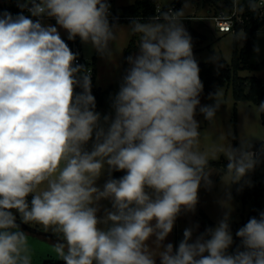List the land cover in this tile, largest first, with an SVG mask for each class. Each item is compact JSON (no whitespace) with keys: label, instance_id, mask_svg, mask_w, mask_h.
Returning a JSON list of instances; mask_svg holds the SVG:
<instances>
[{"label":"clouds","instance_id":"1","mask_svg":"<svg viewBox=\"0 0 264 264\" xmlns=\"http://www.w3.org/2000/svg\"><path fill=\"white\" fill-rule=\"evenodd\" d=\"M246 3L253 13L264 7ZM16 6L15 15L0 11V264H34L23 227L31 223L59 234L53 248L62 264H264V211L235 238L229 207L215 227L199 232L196 222L178 244L168 241L178 218L196 212L200 189L213 187L210 161L224 157L237 191L252 186L249 174L264 162V143L254 150L253 139L239 137L234 146L231 131L200 146L197 116L214 122L224 100L216 89L208 94L213 103L201 102L204 83L184 25L188 0L146 20L130 18L138 51L124 58L128 67L104 114L92 70L67 41L78 38L110 59L121 27L110 0ZM234 7L245 11L239 0ZM233 39L247 34L241 29ZM209 62L224 67L217 53ZM255 111L264 114V101ZM231 199L229 192L224 202Z\"/></svg>","mask_w":264,"mask_h":264},{"label":"rangeland","instance_id":"2","mask_svg":"<svg viewBox=\"0 0 264 264\" xmlns=\"http://www.w3.org/2000/svg\"><path fill=\"white\" fill-rule=\"evenodd\" d=\"M137 0H113L116 7L123 9L125 6L132 5ZM173 0H156L157 4L168 5L171 4ZM184 2V1H183ZM264 5V1H259ZM189 7L185 9V15L192 14L194 16H204L209 17L213 15L217 8L208 4L204 9L197 10L191 0H188ZM183 5V4H182ZM261 15L263 18V23L258 31L255 45H259L260 52L257 54L252 51L251 60L253 62H259L264 58V7L261 8ZM54 23V21H49ZM192 24L198 26L204 24L198 28V30L203 33L206 38L204 42L199 44L197 48H194V55L197 59L202 61H209V57L217 53L221 62L224 66H229L232 63V57L234 54V39L233 34L227 33L220 34L215 30V23L210 19L198 20L197 18L192 19ZM121 26L117 29L118 39L113 43V55L110 59H102L99 57L94 50L91 49L89 45H84L81 43L82 54L85 58L92 60L94 57L96 59V68H97V77L96 84L98 87L103 88L104 90L112 87V90L108 91L105 97L104 105L97 109V111L102 114L108 113L111 111L110 108V97L113 96L118 91L119 82L122 75L124 74V56L125 49L130 45L131 41L134 39L137 48L132 52L136 53L138 51L139 37L138 35H132L128 29L129 21L118 22ZM184 25L186 29L189 26L187 20H184ZM61 35L66 38L65 33ZM244 42L238 41V47L241 48L244 45ZM214 74L218 75L220 69H217V66L214 65ZM242 76L254 75L259 78L264 79V70L261 71H251V70H241L239 72ZM223 93L224 103L221 106L220 110L217 113V117L214 122H207L202 115H198L197 119L201 122L202 130V139H201V148L211 146L213 142L217 141L221 136H226V133L231 131L232 134L236 137L235 140H231V137L220 140V143L227 144L232 142L234 146H238L239 137L246 139H253V145L255 143H260L264 140V124L261 120V114H258L255 109L258 104L247 100L236 101L233 93V85L227 84L225 86H218V88ZM202 104H211L212 100L208 99V94L201 96ZM224 159L223 156L220 157L221 160ZM225 160V159H224ZM209 171L212 173L211 179L213 181V187L211 190H206L203 187L199 191V203L197 205L196 212L194 214L182 215L178 218L176 225L172 234L168 237V241L172 242L174 245L182 239V234L184 228L188 227L190 224L198 222L200 225L199 232H203L204 229L210 224L204 219L202 213H206L209 218L214 221V227L217 221L222 218L225 211L231 207V229L235 238V231L243 226L247 220L252 216H258V210L256 207V200L251 198L244 203L241 200L236 199L233 196L234 185L228 186L229 181L224 175L222 166H210ZM106 177H102L98 182L103 184ZM252 185H256L257 188L261 191L262 195L259 199L260 205L258 208H261V211H264V166H259L255 171V177L251 180ZM230 192L232 199L228 202L227 194ZM224 206L222 205V203ZM105 206H108V202H102ZM33 228H42L44 227L37 223L30 224ZM45 230V229H44ZM47 235H55L59 237L58 233L52 231L51 228L45 230ZM158 251V250H157Z\"/></svg>","mask_w":264,"mask_h":264},{"label":"trees","instance_id":"3","mask_svg":"<svg viewBox=\"0 0 264 264\" xmlns=\"http://www.w3.org/2000/svg\"><path fill=\"white\" fill-rule=\"evenodd\" d=\"M184 0H173V2L176 4L177 8H181ZM192 3L195 5L196 9L199 11L201 9H204L209 3L214 5L217 8V13L220 9L226 8L228 10H233L234 8V0H191ZM260 1V0H259ZM2 3L0 5V11L7 10L11 12L13 15L17 14L20 9L17 8L16 0H0ZM10 3L11 7H6V3ZM156 0H137L135 3L129 6H125L123 10L125 13L133 16H144V18L141 19H147V16L153 15L155 13L156 8ZM239 4H242L245 8V11L243 12V21H237L235 22L234 29L236 31H239L243 29L247 34V39L244 42V45L239 48L238 47V41H234V54L232 57V63L229 66H224L221 68L220 73L218 75L214 74V66L213 63L209 61H202L198 60L199 67H200V78L202 82L204 83V92L203 95H207L209 93L215 92L218 86H225L227 84L233 85V93L234 98L236 101L240 100H247L250 102H253L255 104H258L261 101H264V79L259 78L258 76L254 75H247L242 76L239 74V72L243 69L245 70H251V71H261L264 70V58L259 62H253L251 60V54L256 42L258 30L260 29L263 18L261 15V10L258 13H253L247 9V3L246 0H239ZM189 23V26L187 30L193 37V44L194 48H197L199 44L204 42L206 36L201 33L197 26L192 24V18L186 19ZM124 21H130V20H124ZM122 22V21H118ZM66 39V38H65ZM78 44L79 50L81 51V45L80 41L77 38L75 41ZM73 41H67L71 49L74 51ZM137 48L134 39L131 41L130 45L125 49V57L132 54V52ZM193 48V49H194ZM93 61H89L85 58L82 60V64H85L87 67L94 64ZM124 62V69L128 67L125 59ZM96 71H94V75L92 76V83H93V95L96 98L97 102V109L104 105L105 97L108 91H110L112 88L109 89H102L97 86L96 84ZM261 120L264 124V114H261ZM264 143V140L260 143H255L254 150H258L261 147V144ZM227 161L224 159L221 160H212L210 161V166H222L223 171H225ZM259 166H264V162H262ZM258 166V167H259ZM257 167V168H258ZM257 168L249 174V179L252 180L255 177V171ZM115 177H119L123 175V173L117 172L113 173ZM239 185H234L233 189V196L243 201L244 203H247V201L251 198H254L256 200V207L258 211H261V208L258 206L260 205L259 199L262 195V190L260 191L257 186L254 184L252 186H244L242 191H237L239 188ZM202 216L206 221L210 224L211 227H214V221H212L209 216L206 213H202ZM236 243H239V240L236 239Z\"/></svg>","mask_w":264,"mask_h":264},{"label":"built area","instance_id":"4","mask_svg":"<svg viewBox=\"0 0 264 264\" xmlns=\"http://www.w3.org/2000/svg\"><path fill=\"white\" fill-rule=\"evenodd\" d=\"M264 0H261V2ZM111 3V13L113 16H117L119 18L118 21H124V20H130V18H134L137 16L129 15L125 13L123 9H120L115 6L113 0H110ZM2 3L0 2V5ZM16 5V4H14ZM6 7H11V4L8 2L6 3ZM168 8H172L173 10H178L176 4L174 2H171V4L168 5H160L156 3L155 13L153 15L147 16L146 18H149L151 16H154L158 11L160 10H166ZM243 13H240L235 10V7L233 10H219L217 13L211 16V18L214 20L216 26L218 27L219 31L221 32H230L234 29V25L236 20L237 21H243ZM25 15H28L27 12H25ZM140 18H144V16H140ZM228 18V19H225ZM111 19V18H110ZM225 28H228V31H224ZM74 52L78 51L80 53L79 55V62L82 63L83 56L81 54V51L79 50L78 44L75 42L73 45ZM89 68L92 70V76L94 75V69L93 67L89 66Z\"/></svg>","mask_w":264,"mask_h":264},{"label":"flooded vegetation","instance_id":"5","mask_svg":"<svg viewBox=\"0 0 264 264\" xmlns=\"http://www.w3.org/2000/svg\"><path fill=\"white\" fill-rule=\"evenodd\" d=\"M23 227L29 234V241L34 250V264H62L53 248L59 237L47 236L39 228H33L30 224Z\"/></svg>","mask_w":264,"mask_h":264},{"label":"crops","instance_id":"6","mask_svg":"<svg viewBox=\"0 0 264 264\" xmlns=\"http://www.w3.org/2000/svg\"><path fill=\"white\" fill-rule=\"evenodd\" d=\"M173 2V1H172ZM236 3V0H234V4ZM195 6V5H194ZM178 9H180V8H178ZM234 9V8H233ZM220 10H228V9H226V8H223V9H220ZM215 14V13H214ZM213 14V15H214ZM212 16V15H211ZM211 16H209V17H205L204 18V16H194V15H192V14H188V15H185V20L186 19H188V18H192V19H194V18H197L198 20H202V19H210V20H212V21H214L212 18H211ZM215 23V22H214ZM198 26H204V24H202V25H200V22H198ZM199 27V28H200ZM215 30L218 32V33H220V34H227V33H234V31L235 32H237L235 29H233V30H231L230 32H221V31H219V29H218V27L216 26V24H215ZM259 31V30H258ZM80 45H81V42H80ZM81 52H82V48H81ZM82 54V53H81ZM132 54H134V53H132ZM82 56H83V58H85L84 57V55L82 54ZM85 59H87V58H85ZM95 61H94V64H92L91 65V67H93V69H94V71H96V74H97V68H96V59H95V57L93 58ZM93 59L92 60H89V59H87V60H89V61H93ZM112 88V87H111ZM103 89V88H102ZM112 90V89H111ZM39 228V230H41L43 233H45L46 235H47V233H46V231L44 230V229H42V228H40V227H38ZM51 235V234H50ZM47 236H49V235H47ZM55 236V235H54ZM47 238H49L50 239V237H47Z\"/></svg>","mask_w":264,"mask_h":264}]
</instances>
